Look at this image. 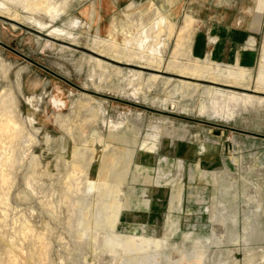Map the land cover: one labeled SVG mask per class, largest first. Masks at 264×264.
<instances>
[{"label":"rangeland","instance_id":"374dc122","mask_svg":"<svg viewBox=\"0 0 264 264\" xmlns=\"http://www.w3.org/2000/svg\"><path fill=\"white\" fill-rule=\"evenodd\" d=\"M1 1L18 17L0 13V118L19 135L0 143V264H264V114L206 110L219 85L166 68L238 61L256 76L261 44L255 65L192 53V36L191 53L173 57V31L185 15L189 31H203L214 0H166L174 29L159 33L168 45L156 69L93 50L96 25L105 37L133 0H56L65 10L54 21L33 15L44 29ZM89 13L98 18L88 35L51 34ZM88 56L121 72L92 76Z\"/></svg>","mask_w":264,"mask_h":264},{"label":"bare ground","instance_id":"6f19581e","mask_svg":"<svg viewBox=\"0 0 264 264\" xmlns=\"http://www.w3.org/2000/svg\"><path fill=\"white\" fill-rule=\"evenodd\" d=\"M14 1H16V3L19 4L25 11V15L23 17L26 20L33 21L39 24L41 29L46 28L47 24L36 20L35 17H33L34 14L43 10L50 16V18L52 19L51 21H54V19H56L65 10L64 4H56V0ZM141 3L142 2L138 0L131 1L125 7L127 12L123 13L124 15L120 22L114 23V20L112 19L105 37L101 36L100 28L96 25L98 16L94 17L92 13L86 15V20H78L77 25L73 22L76 19H70L62 26L54 27L51 34H64L73 37L78 36L81 33H85L88 35L91 29H93L94 25H96V27L94 28L95 31H93L94 36L92 37L94 51H101V49L106 50V52L114 51L116 55L118 54V56L122 57L124 60H128L131 58L138 59L139 63H142L144 66H152L151 64H154L155 68L158 69L161 67V63L163 61L162 55L160 53L162 49L161 51H158V48L161 44H163V47H167L168 45L165 39H161L159 37V33L165 31V29L167 28L170 30L172 28L174 29V25L172 21L169 20L168 16H166V14L163 12L164 6L167 7L166 0H162V3L159 5L149 2L148 7L144 10H142L144 6L141 7V9L136 8ZM101 7L103 6L101 5ZM133 9L138 10L129 11ZM11 10L12 8L7 3H4L0 0V13L6 12L7 14L14 16V18L18 17L17 13L10 14V12L12 13ZM194 21V17L185 15L184 25L180 30H178V33L176 31H173V37L175 36V46L172 51L173 57H175L176 55H184L186 53L188 54L190 52V41L189 45H187V43L191 38L193 31H189V27ZM170 34L171 33H169L168 35ZM118 36H121V40H118ZM48 39L51 38L48 37ZM252 42L253 45L256 43L255 41ZM93 55L99 57L97 56V54ZM83 60L91 69V72L89 73H92V76L96 73V71H98V75L100 76V78L105 77V74L110 70H115L116 73L121 72L117 68L102 64L100 60L93 56H88ZM166 68L177 69L181 73L187 74L194 78L203 77L204 75H206L209 79L212 80L209 83L219 85V87L209 85V87H212L214 94L211 98V106H208V103H201V107L206 110L212 108L216 109L218 112H226V114H229L230 116H234V114L236 115L237 113L243 114V112L245 111L250 112L252 115L258 116L260 118L264 114V44L262 45L256 76H253L251 70L246 68L245 66L240 65L238 61L232 65L226 66L221 64H213L211 63V61H208L204 64L196 61L195 63L182 66L179 65V63H176L174 59H172L168 62ZM152 71L154 74L150 76L149 79L155 81L159 78V76L157 71H155L154 69ZM130 73L132 77H140L139 72L131 71ZM162 79L169 81V79L166 78ZM182 84L185 87H187L188 85L192 86L185 81H183ZM193 86L195 87L194 90H196L200 88L201 84L194 83ZM227 87L236 90H231ZM132 88H134V86ZM137 89L139 90V88H135L134 90L136 91ZM12 99L13 95L11 93L7 96H3L1 98V103H5L8 100L10 102L12 101ZM4 106L6 107V105ZM83 106L84 109L89 113V120L100 118V108L90 107L88 104H83ZM30 119L33 120L32 117H30ZM112 122L110 121L111 124ZM117 124H121V122L118 121ZM114 125L115 124H112L110 127H114ZM17 126H19V123L8 116L5 117L4 120H1L0 118V143H6L7 141L10 143L14 142V140L19 135ZM147 181H149V179H147Z\"/></svg>","mask_w":264,"mask_h":264},{"label":"crops","instance_id":"0c3cea01","mask_svg":"<svg viewBox=\"0 0 264 264\" xmlns=\"http://www.w3.org/2000/svg\"><path fill=\"white\" fill-rule=\"evenodd\" d=\"M214 1L205 19L199 18L203 31L193 25L192 53L213 55L221 62L239 57L246 65H255L259 44L261 49L264 43V0ZM252 41L256 43L253 45Z\"/></svg>","mask_w":264,"mask_h":264}]
</instances>
